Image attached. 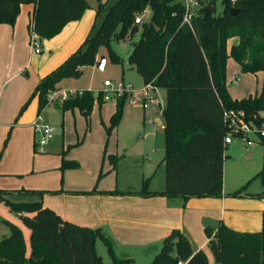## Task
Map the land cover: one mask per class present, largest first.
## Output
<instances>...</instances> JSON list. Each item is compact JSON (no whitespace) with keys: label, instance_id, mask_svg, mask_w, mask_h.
<instances>
[{"label":"trees","instance_id":"obj_1","mask_svg":"<svg viewBox=\"0 0 264 264\" xmlns=\"http://www.w3.org/2000/svg\"><path fill=\"white\" fill-rule=\"evenodd\" d=\"M200 9L193 20L194 31L182 25L183 8L176 0H118L106 12L96 32L63 63L44 76L35 86L31 99L38 100V115L47 106V95L59 91L64 79H79L83 69L96 65L98 51L104 47L113 63L120 59L112 43L140 37L132 43L128 64L142 79L144 87L166 92L164 121L165 189L149 192L147 181L138 192H103L106 195H138L143 197H218L222 191L224 146L227 127L226 111H242L247 122L260 128L264 119V92L257 97L233 100L226 87V64L229 58L241 73L264 71V0H198ZM222 11L217 13L215 2ZM33 4L28 25L29 34L49 40L68 23L78 21L88 7L85 0H0V24L13 26L20 6ZM101 6V5H100ZM101 8L99 7V10ZM232 9L238 12L232 16ZM150 19L135 24L143 11ZM237 43L228 50V41ZM99 102L103 95L99 93ZM111 129L118 126L125 96L116 102ZM94 104L90 91L60 104V110L79 109L88 119ZM25 106L23 107L24 110ZM114 170L119 158L110 156ZM74 167V163L63 167ZM245 190V186L232 196ZM76 192L74 194H93ZM43 194V193H42ZM37 194V195H42ZM55 194V193H53ZM0 201L19 215L30 231L27 253L21 229L5 222L9 234L0 239V264H103L96 252V240L103 239L113 264H132L130 258H118L109 242L97 229L66 221L40 201ZM208 248L216 264H264V212L262 229L257 233L234 231L223 223L216 230L205 229ZM208 264L200 250L192 253L188 239L175 229L163 240L150 264Z\"/></svg>","mask_w":264,"mask_h":264},{"label":"rangeland","instance_id":"obj_2","mask_svg":"<svg viewBox=\"0 0 264 264\" xmlns=\"http://www.w3.org/2000/svg\"><path fill=\"white\" fill-rule=\"evenodd\" d=\"M117 1L85 0L88 7L78 20V24L87 27L84 41L96 32L106 12ZM222 8L220 1H216V12H221ZM150 16V11L147 10L144 20L148 21ZM139 37L138 32L131 38L112 43V50L119 57L120 63H113L108 51L101 47L98 52L105 58L102 70L87 67L79 79H64L59 83L63 91H90L94 97V104L88 119L79 109L57 113L55 105L56 103L61 104L58 98L62 90L54 92H59L56 96L57 100L47 107L48 111H46V118L49 116L50 122L57 123L53 128V137L48 141V143L53 142L52 151L54 152L52 153L48 149L40 151L35 147L36 137L34 132H30L29 127L14 126L20 123V119L17 122L16 120L22 118V115L23 124H28L38 114L37 99L30 98L32 93L28 96L19 108L14 118L15 122L0 138V193L3 198L12 202H34L35 197L32 195L60 193L61 188H66L68 193L74 194L78 191L69 189L85 179L88 181L92 175H94V180L91 191L94 189L96 192L99 187L120 185L127 173H129V184L134 185L135 179L138 180L144 169L150 168L153 173L162 172L163 165L159 166L164 155L161 96L158 94L155 98V94L152 93L153 89L151 87L146 89L135 69L128 64L132 43L136 42ZM42 40L40 39V42ZM39 51H41V56L48 54L41 44ZM31 71L28 70L29 74ZM12 75L10 71H5L1 75L0 84L3 83L4 93L10 91L13 94L18 93L23 85L21 77L12 78ZM237 76L239 81L234 85L233 80L237 81ZM105 81L113 83L122 81L131 86L133 90L131 95H124L122 116L118 126L114 129H111V117L116 108L115 100L99 102L98 99L99 93L103 95L105 91L103 87ZM245 82L247 89L248 86H252L253 89L258 86L261 93L264 92V73L257 74L256 77L249 75ZM227 83L229 89L235 92H240L244 86L240 73L227 76ZM145 91L148 97L144 96ZM136 98L142 101L141 104H132V100ZM131 113L133 116H130ZM14 129L15 132H12ZM113 155L118 157L125 155V159L120 162L116 172L112 169L110 161V156ZM143 162H145L144 168L141 167ZM64 163L66 165L74 163L75 166L63 167ZM158 178L160 177H157L156 185L159 183ZM55 187H59L58 190ZM5 222L24 228L18 214L12 211L4 201H0V238L9 234ZM215 225L210 224L200 229L201 236L206 237V228L217 229L219 224ZM95 229L109 242L115 256L121 258V255L125 253L132 258V264H150L159 252L164 238L168 235L157 238L146 231L118 228L111 236L107 228ZM184 235L187 237L186 234ZM203 253L207 260H210L208 264H216L208 247ZM97 254L101 257L103 264H113L108 246L103 239L97 243Z\"/></svg>","mask_w":264,"mask_h":264},{"label":"crops","instance_id":"obj_3","mask_svg":"<svg viewBox=\"0 0 264 264\" xmlns=\"http://www.w3.org/2000/svg\"><path fill=\"white\" fill-rule=\"evenodd\" d=\"M32 12L33 4L21 5L19 15L13 26L0 24V79L3 72L10 71L13 74L12 78L21 77L23 81L20 91L15 94L12 91L4 93V90H2L3 83L0 84V138L4 136V133L15 122L14 118L19 108L33 92L39 81L78 50L84 42L87 27L81 26L76 21L66 24L61 32L52 39L42 40L41 42L39 40V48L40 44L43 45L48 54L41 56V51L39 53L34 52L30 46L28 29ZM236 43L237 38L230 39L228 41V50ZM100 57L102 56L98 52L96 61H99ZM89 68L94 69L96 65ZM28 70H32L30 74ZM233 73H240L242 76L244 86L240 92L229 89L227 76L229 77ZM262 73L264 71L256 74L241 73L239 65L229 58L226 64V87L230 97L233 100H240L259 96L261 94L259 87L256 86L253 89L252 86H248L247 89L245 80L249 75L256 77L257 74ZM236 78L237 81H235L234 85L239 81L238 76ZM57 88L59 91L62 90L59 84ZM151 89H153L152 93L155 94V98H157L158 94L161 96L162 105L160 109L162 114L166 102V92L153 87ZM34 99L37 98L35 97ZM50 105L47 104L40 115L46 124L54 128L57 123L50 122L49 116L46 118L47 107ZM55 106V112L59 113L61 111L60 104L56 103ZM130 116H133L132 113ZM260 116L264 119V111L260 113ZM18 119H20V123L14 126H18V128L29 127L31 129L30 132H34L33 122L35 119L29 121L28 124H23V115L22 118H17L16 122ZM12 132H15V129ZM249 137L251 140L250 144L242 139L226 136L222 191L218 197H143L129 194H103V192L110 191L138 192L142 189L144 181H147L149 192L164 191V155L159 163V166L163 165L162 172L159 174V172L153 173L150 168L144 169L138 180L135 179L134 185L129 184V173H127V175H124L125 178L123 177L124 180L120 185L99 187L93 194H70L66 188H61L60 193H44L41 197L32 196L35 197V201H40L43 207L51 209L62 219L91 229L100 228V230H103L107 228L111 236L118 228L146 231L157 236V238L169 234L172 230H181L187 235L186 238L190 243L192 253L194 254L200 250L203 252L208 247V238L201 236L200 229L210 224L216 226L215 224L223 223L228 228L242 233H257L262 229L264 212V140L253 134ZM35 147L40 151L48 149L50 153L54 152L52 151L53 142L43 146H38L35 143ZM113 156L118 157L117 155ZM118 158L119 161L114 169L115 172L120 162L125 159V155ZM143 163V166L141 165L142 168L145 167V162ZM157 177H160V179L158 178L159 183L156 185ZM93 180L94 175L90 176L88 181L85 179L82 182H78L69 190L78 192L91 191ZM244 186L245 190L241 194L231 196V194ZM58 188L55 187L56 190ZM209 203L212 204L210 205ZM18 227L22 231L27 253H29L30 231L24 225V228L19 225ZM99 240H96V252ZM121 258L132 259L125 253L121 255Z\"/></svg>","mask_w":264,"mask_h":264},{"label":"built area","instance_id":"obj_4","mask_svg":"<svg viewBox=\"0 0 264 264\" xmlns=\"http://www.w3.org/2000/svg\"><path fill=\"white\" fill-rule=\"evenodd\" d=\"M181 7L183 8V17H182V25H186L192 32L194 31L193 20L197 16V13L200 9V3L198 0H176ZM236 0H232L231 4L233 5ZM147 16V11H143L138 14L135 18V24H142ZM30 46L34 50V52L39 53V39L35 35L34 32L30 34ZM236 79L233 80L235 83ZM103 87L105 91L103 92V101H109L110 99H114L115 102L123 97L124 95H131L133 90L131 86L124 84V82H111L105 81L103 82ZM146 89L149 87H145ZM55 92V91H54ZM50 92L47 95L48 104H52L55 102L57 93L59 92ZM146 92V91H145ZM82 91H61L58 100L62 103L65 100L73 99L77 96H80ZM145 97H148L147 92L144 94ZM141 100L138 98L132 100V104L139 103L141 104ZM144 107V103H142ZM223 121L225 126L227 127V135L235 138L242 139L249 144L251 143L250 135H257L260 139L264 140V123L260 128H257L252 123L247 122L245 119V115L242 111H226L223 115ZM34 133L36 134V145L43 146L48 143L49 140L53 137V127L46 124L39 114L35 121L33 122ZM178 264H185L184 262H179Z\"/></svg>","mask_w":264,"mask_h":264},{"label":"water","instance_id":"obj_5","mask_svg":"<svg viewBox=\"0 0 264 264\" xmlns=\"http://www.w3.org/2000/svg\"><path fill=\"white\" fill-rule=\"evenodd\" d=\"M238 12V10L232 9L230 11V15L234 16L236 13ZM105 64V58L102 56L100 57L98 63L96 64V69L98 70H102Z\"/></svg>","mask_w":264,"mask_h":264}]
</instances>
